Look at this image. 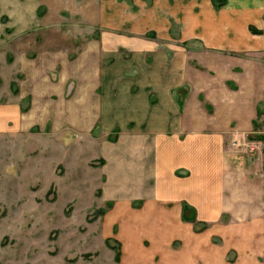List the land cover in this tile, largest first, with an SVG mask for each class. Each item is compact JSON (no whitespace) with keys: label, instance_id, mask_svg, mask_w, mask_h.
<instances>
[{"label":"crops","instance_id":"crops-1","mask_svg":"<svg viewBox=\"0 0 264 264\" xmlns=\"http://www.w3.org/2000/svg\"><path fill=\"white\" fill-rule=\"evenodd\" d=\"M36 1L32 77L128 157L116 264H264V0Z\"/></svg>","mask_w":264,"mask_h":264},{"label":"rangeland","instance_id":"rangeland-1","mask_svg":"<svg viewBox=\"0 0 264 264\" xmlns=\"http://www.w3.org/2000/svg\"><path fill=\"white\" fill-rule=\"evenodd\" d=\"M21 1L0 0V264H116L120 227L108 205L129 192L128 157L105 146L116 130L90 135L79 109L66 120L56 71L46 64L32 77L30 25L44 8Z\"/></svg>","mask_w":264,"mask_h":264},{"label":"trees","instance_id":"trees-1","mask_svg":"<svg viewBox=\"0 0 264 264\" xmlns=\"http://www.w3.org/2000/svg\"><path fill=\"white\" fill-rule=\"evenodd\" d=\"M262 112L259 110L258 111V115H260ZM255 137H258V138H261L262 136L261 135H256ZM111 205V203H109V205L108 206H110ZM98 211V213L99 214H104V210L103 209H98L97 210ZM185 218H187L186 216H184ZM205 225H203L202 227H204ZM106 244H107V246L110 248V249H112V250H114L115 249V247H114V245H111V244H109L108 243V240H106ZM118 246H119V243H118ZM119 256H120V252H119V248L116 250V253L114 254V260L115 261H118L119 260Z\"/></svg>","mask_w":264,"mask_h":264}]
</instances>
